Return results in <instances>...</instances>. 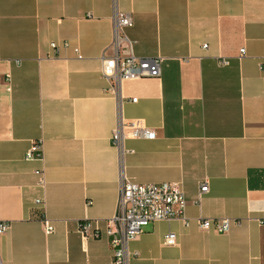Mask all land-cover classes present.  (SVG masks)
<instances>
[{
  "label": "crops",
  "instance_id": "0c3cea01",
  "mask_svg": "<svg viewBox=\"0 0 264 264\" xmlns=\"http://www.w3.org/2000/svg\"><path fill=\"white\" fill-rule=\"evenodd\" d=\"M116 9L133 16L132 53L162 59L159 77L117 91L102 74ZM121 115L156 138L127 137L134 152L122 156L112 141ZM39 139L45 189L40 161L25 159ZM122 173L180 182L187 199L185 219L151 222L130 242L134 264H264V0H0V219L11 222L0 264H116L106 221ZM202 217L233 225L219 233ZM84 218L98 219L100 238L83 241Z\"/></svg>",
  "mask_w": 264,
  "mask_h": 264
},
{
  "label": "built area",
  "instance_id": "2783aa9c",
  "mask_svg": "<svg viewBox=\"0 0 264 264\" xmlns=\"http://www.w3.org/2000/svg\"><path fill=\"white\" fill-rule=\"evenodd\" d=\"M134 23L130 12L115 10L114 13V38L112 55L102 57V74L112 83V89L116 90L125 79H140L144 77H159L161 74L160 57H140L132 53V42L127 36L126 28ZM69 43L52 42L51 47L59 52L61 47L67 48ZM207 47V45H204ZM130 49L127 55L121 54L122 48ZM74 51L81 57L79 48ZM245 54V48L241 49ZM228 61L223 60L226 64ZM133 97L132 101H137ZM156 131L148 126L142 119H125L120 116L119 122L112 135L113 144L121 151V155L134 152L126 149L124 141L127 137L134 138H156ZM25 159L40 161L41 166L35 170L38 178L37 184L45 189L47 186V175L45 166V151L42 139L33 141L25 153ZM209 191L208 182L201 186L200 197ZM36 207L43 215V226L47 235L55 230L52 219L45 214V199L38 197L35 200ZM187 199L185 191L180 182L161 183H137L128 178L124 173L121 175L120 194L115 214L107 219L106 234L113 253V261L116 264H134L133 259L138 258L137 253L130 251V242L135 240L143 231L144 227L151 222L175 218H186L185 211ZM264 212V209L262 210ZM259 223L264 224V215L257 218ZM199 224L204 229H214L219 233L228 232L233 219L224 218H200ZM11 227V222L0 219V236L5 234ZM78 232L84 242L91 238H100L101 229L98 219L84 218L78 222ZM177 235L169 232L164 240L166 245H175Z\"/></svg>",
  "mask_w": 264,
  "mask_h": 264
}]
</instances>
